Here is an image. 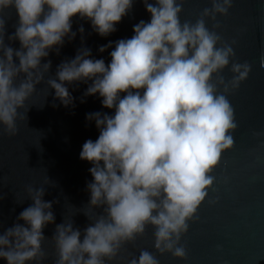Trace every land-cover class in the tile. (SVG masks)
Masks as SVG:
<instances>
[{
  "label": "clouds",
  "instance_id": "clouds-1",
  "mask_svg": "<svg viewBox=\"0 0 264 264\" xmlns=\"http://www.w3.org/2000/svg\"><path fill=\"white\" fill-rule=\"evenodd\" d=\"M135 0H0V125L9 136L17 120L27 119V101L45 81L65 40L74 41L73 18L90 22L101 37L117 31ZM150 21L133 26L131 38L115 42L111 60L96 59L86 46L57 66L47 84L55 99L75 107L70 86L87 84L81 103L98 95L114 114L92 112L98 138L88 139L80 159L90 162L91 223L83 230L72 219L56 225L54 264H114L121 251L148 226L161 256L187 259L183 236L189 231L214 185V169L222 154L234 147L237 130L227 96L249 78L252 65L236 60L233 44L217 29L218 16H228L234 0H211L195 23L181 22L186 0H143ZM15 10V32L7 34L6 13ZM208 20L213 22L209 30ZM85 44L83 25L79 27ZM19 41L15 49L6 43ZM113 42L99 47L103 53ZM19 61V63L16 62ZM231 64L226 80L221 73ZM264 67V55L260 58ZM223 89L221 92L220 89ZM56 105L53 104V107ZM21 109L25 112L21 113ZM264 136V132H257ZM46 184L53 181L48 177ZM44 187L27 188L33 202L17 222L0 234V259L7 264H45L44 228L55 223L53 204ZM102 209V212L92 210ZM19 221H23L21 224ZM264 258V257H262ZM127 264H160L152 252L141 250Z\"/></svg>",
  "mask_w": 264,
  "mask_h": 264
},
{
  "label": "water",
  "instance_id": "water-1",
  "mask_svg": "<svg viewBox=\"0 0 264 264\" xmlns=\"http://www.w3.org/2000/svg\"><path fill=\"white\" fill-rule=\"evenodd\" d=\"M211 6V0H186L181 22L195 23L204 8ZM6 18H10L6 29L11 35L18 20L15 10L7 12ZM150 18L143 0H135L132 11L117 24V31L101 37L92 30L90 22L74 17L73 31L77 36L74 41L65 40L59 55L52 51L42 60V63L51 60V70L26 102L30 109L27 119L17 120V134L9 136L0 125V234L13 226L19 214L33 203L27 188L44 187L46 202L59 200L53 204L55 223L43 230L48 238L43 243L49 257L45 264H54L56 258L55 241L51 239L56 225L72 219L74 227L83 230L91 223L83 212L90 211L87 183L93 180L89 171L93 165L80 159V152L88 139L98 138L99 130L94 121H87L86 114L97 111L114 114L113 109L102 106L98 95L89 96L81 103L88 87L83 83L70 86L75 107H65L54 98L55 90L49 88L47 80L54 78L57 66L74 58L82 46L90 48L94 58L109 63L115 42L131 38L133 26ZM217 19L221 24L217 31L223 40L229 44L236 41L232 45L236 60L249 62L252 71L239 89L227 96L238 125L232 134L235 143L222 154L220 164L212 173L214 185L208 189V197L182 238L187 259L156 252L155 229L149 225L144 236L125 246L114 264H127L141 250L152 252L160 264H264V136L256 135L264 132V67L260 66L264 55V0H234L228 16ZM81 25L85 29L84 45L78 31ZM207 26L212 30L213 22L208 20ZM109 42H113V47L99 52V47ZM6 43L20 48L18 40L11 42L6 38ZM230 69L231 64L221 73L226 80L232 78ZM48 177L53 183H45ZM92 211L102 212V209ZM0 264L7 261L0 259Z\"/></svg>",
  "mask_w": 264,
  "mask_h": 264
}]
</instances>
